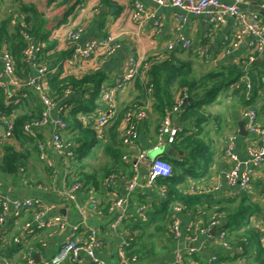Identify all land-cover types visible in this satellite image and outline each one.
<instances>
[{
  "label": "crops",
  "instance_id": "obj_1",
  "mask_svg": "<svg viewBox=\"0 0 264 264\" xmlns=\"http://www.w3.org/2000/svg\"><path fill=\"white\" fill-rule=\"evenodd\" d=\"M220 1L227 4L236 3V0ZM30 2L35 4L45 14L48 20L47 31L50 32V41L57 43V50L59 52H66L67 49H70L67 46L70 27H81L83 29L79 41L80 45H85L108 34L117 36L121 48L112 56H106L103 52H99L92 59L81 62H73L74 60L70 56L63 63L65 73L72 72L80 75L97 71L103 72L105 81L102 89L112 85L115 79L121 75L131 55L144 57L149 62V68L143 71L138 78L146 86L148 83L146 73L150 69L152 61L157 62L174 54L180 58H190L193 62L194 59H197L205 63L206 69L210 71L218 67L222 62H245L251 53V45L256 41L255 37L250 34L243 35L238 39V31L232 18L224 25L214 26L207 24L203 17L186 15L174 7H161L149 0H82L72 15L68 19L66 18V21L63 20L67 7H59L60 1L51 2L49 0L46 3V9L51 10L56 6L53 13H48L44 8H41L37 0H30ZM136 3H140L143 6L140 21H134L132 18ZM256 4L262 6V3L258 0H244L240 4V8L244 12L256 14L254 11ZM5 9L6 3L0 0V21L5 19L8 13L15 11V8L10 9L9 12H5ZM179 16H182L183 19H179ZM259 16L264 22V16ZM183 42L190 43V46L184 47ZM233 43H238V47H233ZM253 64L258 68L254 72V75L258 79V84L256 85L257 82L250 79L252 88L246 100L235 93L234 85H229L214 103L205 107L207 113L211 116H209L210 119H208L204 126V135L206 136L207 145H209L213 153V161L205 178L198 180L187 179L179 185L180 189L193 190V187L196 186L198 191H204V194L213 193L222 199H228L233 197L234 194L242 192L238 186H231L228 182L227 175L235 168L237 163L226 155V144L227 138L230 135L235 134L237 136L234 142V154L238 158V163L241 164L240 173H242L247 169L245 165L248 161L247 149L256 141V138L252 134H249V132L246 137L240 135L239 124L245 123V111L248 108L255 109L258 112V124L264 127V56L260 55ZM248 66L246 64V69ZM49 70H54L55 72L56 68L50 69L49 67ZM2 74L3 68L0 63V80L3 79ZM37 75V71L32 69V76L36 77ZM137 80L119 92L117 96L118 113L116 118L119 117L120 111L126 106L132 105L136 109L141 103L140 97H138ZM255 85L257 91L253 98ZM33 91L32 94L34 96L26 95L24 100L18 101L16 106H13L12 109L10 108V113L4 114H9L15 118L24 115L40 116L42 114V106L40 107L38 103L40 101L38 93ZM1 92L2 90H0V94L4 93V100L0 97V113H3L2 108L9 111V107L12 105L6 101L5 92ZM148 93L149 97H147V101L145 102L146 107L139 108L145 110L147 115L145 119L138 121L139 135L136 140L137 146L135 151L146 150L149 156L153 154L158 157L169 149V145H162L159 149H156L159 146L158 130L163 118L160 116L158 110L154 108L150 89H148ZM80 98V94H71L67 100L74 101L80 100ZM65 102L64 99L57 102L51 113L53 119L64 118L68 115L72 105L67 106ZM101 108L106 109L104 106H101ZM125 114L123 113L119 119L118 129L113 132L111 129L115 125V118L107 127L104 136L99 138L100 144L92 150L90 156L84 162L87 168L88 166L94 167L92 163L94 159L97 160L99 157L105 159L104 165L112 163L109 149L106 151V148L110 146L115 147L116 145V148H120L119 150L123 151V155L134 152V149L131 150L125 147L121 139L125 125ZM79 117H82V115ZM173 122L177 126V116L173 117ZM38 135L39 140L48 141L52 137V128H45ZM65 138H68V133L65 134ZM21 141L23 140L19 139L16 135L12 142L4 145L12 147L17 153L23 155L24 165L19 167L16 177L7 178L0 175V192L10 193L14 199L18 200L40 199L53 207V215L65 216L71 224L79 221V211H82L88 223L95 227L99 235L105 239V246L101 250L100 256L109 264H121L117 254L118 245L121 241L136 240L140 244L138 236L141 235L142 231L133 230V225L139 222L137 217L139 215V208L142 206L147 208L148 216L147 225L143 230L144 237L148 233L151 238L154 236L157 241L156 243L155 241H152V243L146 242L143 237L142 242L149 249V254L140 258L137 264L172 263L175 261L178 252L186 254V251L192 248L200 249L197 252L201 256L202 262L200 263H206L212 258H216L222 262H229L231 259L237 258L240 246L236 244L237 237L235 235L233 237V234L231 235L229 230L228 238L232 242L230 248H225L220 243V227H210L208 234L200 232L202 228H208L210 222L215 217V210L208 209L206 205L192 211L182 210L178 214L184 235L180 240L175 239L170 230L172 221L171 208L178 204L173 203L169 205L166 212H162L161 207L167 198L164 200L162 196V193H166V190L160 181H157L153 188H140L130 196L131 205L129 213L131 217H129V220L132 218L133 222L131 220L127 221L118 235H111L109 233V226L112 221V215L108 207L113 198L128 197L125 184L118 182L112 194L105 187L106 180L102 181L98 189L91 187L85 189L82 186L76 194V203L66 202L61 190L65 181L69 180V167L64 166L55 151L47 147L48 158L55 163V168L49 170L45 162L40 159L38 145L29 140ZM4 153L5 151L2 146L0 147V162H3ZM148 160L151 161L149 158ZM20 169L27 171L34 184L42 183L46 185L49 191L30 190L26 187L23 183ZM121 169L120 171H124L127 174L132 171L131 167L123 170L124 167L122 165ZM94 170L92 169L91 171ZM147 172L148 164L146 163L141 167L142 179L147 177ZM245 194L255 211L249 216L250 225L262 231L264 244V163L253 174L252 183ZM92 200L99 201L98 209L92 206ZM238 204L239 201L235 203V205ZM60 210H65L66 213L61 214L59 213ZM14 219V217L10 218L8 224L15 228V231H13V234H6L8 236L6 238V246L0 250V256L12 264H20L27 253L24 250L22 251L21 247L20 249L18 248V251H15V247L17 248L18 245L15 244L13 238L19 234L21 225ZM150 220L151 224L148 226ZM192 226L193 230L189 232ZM240 232H243V229ZM68 233L69 230L64 233L44 231L36 240H30L36 261L43 263L52 254L57 253L66 241ZM78 236L80 241H83L85 239L84 231L81 230ZM194 238L195 240H192ZM44 243L46 244L45 246ZM11 250H14V252L11 256H8L7 253L9 254ZM250 253L252 256L251 264H253L254 252ZM82 256L84 260L83 264H90L87 258L84 255ZM65 264H69V262Z\"/></svg>",
  "mask_w": 264,
  "mask_h": 264
},
{
  "label": "built area",
  "instance_id": "obj_2",
  "mask_svg": "<svg viewBox=\"0 0 264 264\" xmlns=\"http://www.w3.org/2000/svg\"><path fill=\"white\" fill-rule=\"evenodd\" d=\"M158 6H171L186 15L194 17H203L207 24L214 26L224 25L230 18L233 19L235 27L238 31V39L246 34L253 35L255 42L251 45V53L247 57L249 64H253L260 55L264 56V22L257 14L244 12L240 8V4L244 0H236L235 4H227L220 0H149ZM264 6V0H258ZM143 11V6L140 3L135 4V11L132 15L134 21H140V15ZM179 19H183L179 16ZM83 29L81 27H70L68 33L67 46L70 48L71 58L73 62H81L90 60L99 52H103L106 56H112L121 44L114 34H108L85 45H80ZM24 38L27 41V47L24 51L25 61L30 64L32 69L36 70V77H29L26 80H21L16 76V67L11 52L7 48L0 50V63L3 68V79L0 80V90L5 92L6 101L11 105L16 106L18 101H21L20 91L23 89L34 90L38 93L39 100L42 106V114L31 118L23 124L22 131L27 137L33 138L38 145L41 161L45 162L47 168L52 170L55 168L53 160L48 158L47 147L52 148L59 159L62 160L64 166H68V181H65L61 190L66 202L76 203V194L82 188L80 182H74L75 175V160L77 158L76 145L74 142L65 138L68 130V125L64 118L53 119L51 113L58 101H55L49 95L48 74L54 72L49 70L48 66L39 67L37 64V55L40 50V43L34 36L24 33ZM184 47L190 46V43L183 42ZM233 47H238V43H233ZM149 68V62L144 58L136 55L129 56L128 64L125 70L118 76L114 83L102 89L101 95L97 101L99 106L97 110L98 116L94 119L93 129L98 138L104 136L107 127L115 120L118 113L117 96L119 92L132 83H134L141 73ZM247 82V89H251L249 77L244 78ZM70 91H66L65 97L69 96ZM187 97L180 99L176 106L169 112L162 121L158 130L159 149L162 145H170L178 132L177 126L174 125L173 117L177 116L183 104H186ZM104 106L106 109H102ZM146 111L139 109L136 111L126 112L124 131L122 134V143L125 147L134 152L123 155L122 160L132 169L131 174L113 173L105 182V187L112 194L118 182L125 184L128 197L113 198L109 211L112 215V221L109 226L111 235H118L123 225L129 220L131 214L130 196L137 192L140 188H153L159 178H166L172 175V166L165 160L156 157L153 161H149V154L146 150H136V140L139 135L138 121L146 118ZM245 125L249 134H252L256 141L248 147V161L245 163L247 169L240 173L241 164L238 163V158L234 154V142L236 135L232 134L227 138L226 155L237 163L235 168L227 175L228 182L231 186H238L240 191L246 192L251 183L253 174L264 163V127L258 124V112L255 109L248 108L245 113ZM15 120L11 115L0 113V147L12 142L15 137ZM52 128V137L48 141L39 140L38 133L45 129ZM148 164L147 177L142 179L141 167ZM23 177V183L30 190L49 191L46 185L34 184L31 181L27 171L20 169ZM237 184V185H236ZM55 190V189H54ZM164 200L167 198L165 192L162 193ZM99 201L92 200V206L98 209ZM53 207L40 199H14L10 193L0 192V250L6 246V234H13L15 228L8 224L10 218L14 217L17 223H20L19 234L15 235L13 240L15 244L26 252V257L20 264H83V256L87 258L90 264H109L101 258L100 252L105 246L103 239L98 230L88 223V220L82 211H79L80 219L77 223L71 224L65 216L52 213ZM182 207L174 205L171 208V227L170 230L174 238L180 240L184 232L181 228V220L179 213ZM137 220L146 222L148 220L147 208L142 206L139 208ZM210 227H220V221L212 219L208 228H202V234H208ZM69 230L66 241L62 244L57 253L46 259L43 263H38L35 259L34 252L30 240H36L42 232L52 231L64 233ZM83 230L85 239L80 241L79 232ZM193 230V226L189 232ZM220 243L225 248H230L232 243L228 238L227 230H220ZM192 240H195L192 239ZM46 244L44 243V246ZM131 241H121L118 245L117 254L121 264H137L139 258L132 255ZM200 249H189L186 254L178 252L176 259L168 264H185V258L189 261L186 264H250L252 256L245 253L242 247L238 249L237 258L231 259L229 262H222L216 258L210 259L206 263H200L192 259ZM0 264H12L5 258L0 256Z\"/></svg>",
  "mask_w": 264,
  "mask_h": 264
},
{
  "label": "trees",
  "instance_id": "obj_3",
  "mask_svg": "<svg viewBox=\"0 0 264 264\" xmlns=\"http://www.w3.org/2000/svg\"><path fill=\"white\" fill-rule=\"evenodd\" d=\"M53 1H60L59 7H67L63 21H66V18L68 19L82 2V0H51V2ZM16 2L18 3L17 9L0 21V50L7 48L11 52L15 62L16 76L21 80H26L32 76V67L25 61L24 57V51L28 45L24 33L38 39L40 50L37 55V64L39 67L56 68L54 73H49L47 76L49 95L55 101L64 99L67 106L72 105L64 120L68 125L67 139L75 143L77 151V158L74 162L76 168L74 182H80L85 189L90 187L98 189L102 181L111 174L124 172L120 171L122 170L121 165L124 167L123 170L130 167L123 162L124 153L119 150L120 148H116V145L106 148V151L108 149L110 151L112 163L94 171H87V166L84 164L92 150L100 144V140L93 129V123L94 118L97 117L99 108L97 101L101 95L105 75L99 71L80 75L72 72L65 73L63 63L71 56L72 51L70 49H67L66 52L57 50V43L50 41V32L47 31L48 20L35 4L25 3L22 0H16ZM13 24L15 25L13 26ZM246 64L249 65L247 69ZM257 69V66L249 64L247 60L240 63L228 61L220 63L215 69L199 74L193 60L180 58L173 54L166 59H160L157 62L152 61L150 69L146 73L148 83L145 86L138 79L137 86L139 89L138 97H140L142 104L147 101L148 89H150L154 108L158 110L162 118L172 111L180 99L187 97L186 105L182 106L177 115L178 132L174 141L169 145V149L159 156L172 166L171 176L158 179L165 187L167 194V199L161 207L162 212H166L169 205L173 203H180L182 210L185 211L196 210L206 205L208 209L215 210L214 219L220 221V230H229L233 237L235 235L237 246L242 247L245 253L251 255L250 252H254L253 264H264L263 234L261 230L250 225L249 216L255 211L245 192L234 194L228 199H222L213 193L204 194V191H198L196 186L193 187V190L180 189L179 187L187 179L205 178L213 161V153L207 145L204 135V126L211 116L205 107L214 103L229 85H234L235 93L246 100L251 89H247V82L244 78L248 76L249 80H254L257 85L258 79L254 75ZM256 85L253 98L257 91ZM66 91H70L69 96L80 94V100L68 101L69 96L64 98ZM20 94L21 101L25 99L26 95L34 96L30 89H23ZM0 97L4 100V93L0 94ZM189 99H193V102L188 103ZM38 103L41 107L40 101ZM138 106L136 109L132 105L126 106L120 111L119 117L115 121L113 120L114 124H119V119L123 113L135 111L140 108ZM12 107L13 105L9 107V111L2 108V112L10 113ZM81 115L82 117H79ZM32 117L35 115L17 117L15 133L19 139L34 143L33 138L25 136L22 131L23 124ZM113 131L115 130L112 129ZM3 148L5 153L3 154V162H0V175L7 178L16 177L19 167L24 165V157L10 146H3ZM130 174L131 171L128 175ZM237 201L239 204L235 205ZM130 220L133 222L132 218ZM150 224L151 220L148 222V226ZM146 225V222L140 221L133 225V230L142 231L141 235L138 236L140 244L136 240H130L132 247L130 252L139 259L149 254V249L142 242L143 230ZM242 229L243 232H240ZM18 248L20 249V246L15 247V251H18ZM13 252L14 250H11L7 255L11 256ZM191 258L197 262H202L201 256L198 254ZM188 261L185 258V264Z\"/></svg>",
  "mask_w": 264,
  "mask_h": 264
},
{
  "label": "rangeland",
  "instance_id": "obj_4",
  "mask_svg": "<svg viewBox=\"0 0 264 264\" xmlns=\"http://www.w3.org/2000/svg\"><path fill=\"white\" fill-rule=\"evenodd\" d=\"M23 2H25V3H31L30 2V0H22ZM38 2H39V4H40V7L41 8H44V10L46 11V12H48V13H53V11H54V9H55V7H54V9H46L45 7H46V3L49 1V0H37ZM2 2L4 3H6V9H5V12H9L10 11V9L12 10V9H16V4H18L17 2H16V0H2ZM11 13V12H10ZM10 13H8V15L10 14ZM8 15L6 16V17H8ZM194 66H195V68H196V71L199 73V74H203V73H205L206 71H208V69H206V64L205 63H202V62H200V61H198L197 59H194ZM133 103H134V101H133ZM130 104H132V103H130ZM129 104V105H130ZM138 107H141V108H144V107H146V104H142V105H139ZM117 126L118 125H116L115 124V126H113L111 129H114V130H116V129H118L117 128ZM94 159V158H93ZM104 160L105 159H103V157H99V158H97V160L96 159H94V161H93V166L94 167H92V166H88V168H87V171H91L92 169H95V170H99L103 165H104ZM178 206H182L180 203L178 204ZM149 232H151L150 230H148ZM153 239V240H152ZM144 240H146V242H151L152 243V241H155V243H156V241H157V239L153 236V238H151V236H149L148 235V233H147V235H145V237H144Z\"/></svg>",
  "mask_w": 264,
  "mask_h": 264
},
{
  "label": "water",
  "instance_id": "obj_5",
  "mask_svg": "<svg viewBox=\"0 0 264 264\" xmlns=\"http://www.w3.org/2000/svg\"><path fill=\"white\" fill-rule=\"evenodd\" d=\"M254 11H255V13L256 14H259V15H262V16H264V7H262V6H260V5H258V4H256L255 5V8H254ZM256 63H259V62H256ZM193 102V99H189L188 100V103H192ZM186 104H183L182 106H185ZM239 127H240V135L242 136V137H246L247 135H248V131L246 130V127H245V123H240L239 124ZM156 158V155H151V156H149V159L151 160V161H153L154 159ZM59 213H61V214H65L66 213V211L65 210H60L59 211ZM37 258V257H36Z\"/></svg>",
  "mask_w": 264,
  "mask_h": 264
}]
</instances>
